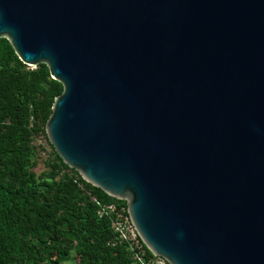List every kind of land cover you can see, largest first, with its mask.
<instances>
[{
    "label": "water",
    "instance_id": "water-1",
    "mask_svg": "<svg viewBox=\"0 0 264 264\" xmlns=\"http://www.w3.org/2000/svg\"><path fill=\"white\" fill-rule=\"evenodd\" d=\"M62 83L56 153L170 264H264V0H0Z\"/></svg>",
    "mask_w": 264,
    "mask_h": 264
},
{
    "label": "trees",
    "instance_id": "trees-1",
    "mask_svg": "<svg viewBox=\"0 0 264 264\" xmlns=\"http://www.w3.org/2000/svg\"><path fill=\"white\" fill-rule=\"evenodd\" d=\"M62 89L45 63L24 64L0 37V264H62L72 251L76 264H140L99 214L125 200L83 179L46 136Z\"/></svg>",
    "mask_w": 264,
    "mask_h": 264
},
{
    "label": "built area",
    "instance_id": "built-area-1",
    "mask_svg": "<svg viewBox=\"0 0 264 264\" xmlns=\"http://www.w3.org/2000/svg\"><path fill=\"white\" fill-rule=\"evenodd\" d=\"M38 141L41 143L39 139ZM44 156H50L48 150ZM99 214L108 215L111 218L117 239L125 243L132 257L140 264H170L165 257L152 253L146 247L129 216L127 206L123 207L113 201L104 202L100 204ZM149 252L150 255H148Z\"/></svg>",
    "mask_w": 264,
    "mask_h": 264
},
{
    "label": "rangeland",
    "instance_id": "rangeland-1",
    "mask_svg": "<svg viewBox=\"0 0 264 264\" xmlns=\"http://www.w3.org/2000/svg\"><path fill=\"white\" fill-rule=\"evenodd\" d=\"M40 167V165L38 166ZM74 252H71V256L69 259L65 260L62 264H76V259L74 258Z\"/></svg>",
    "mask_w": 264,
    "mask_h": 264
}]
</instances>
